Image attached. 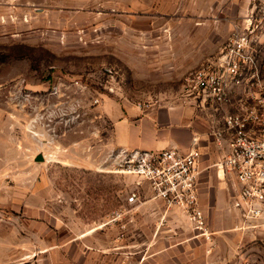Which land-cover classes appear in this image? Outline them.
Masks as SVG:
<instances>
[{
	"label": "rangeland",
	"instance_id": "rangeland-1",
	"mask_svg": "<svg viewBox=\"0 0 264 264\" xmlns=\"http://www.w3.org/2000/svg\"><path fill=\"white\" fill-rule=\"evenodd\" d=\"M235 33L264 69V0H0V264H60L92 229L140 243L124 264H264V234L236 215L211 219L210 239L182 216L151 234L127 198L152 191L112 137V109L183 101L185 77Z\"/></svg>",
	"mask_w": 264,
	"mask_h": 264
},
{
	"label": "built area",
	"instance_id": "built-area-1",
	"mask_svg": "<svg viewBox=\"0 0 264 264\" xmlns=\"http://www.w3.org/2000/svg\"><path fill=\"white\" fill-rule=\"evenodd\" d=\"M182 92L184 102L212 116L207 138L222 155L208 168L231 183L235 229L264 234V69L248 35H232L215 61L185 77ZM192 141L187 152L120 148L117 158L167 209L177 210L198 235L210 239L213 232L200 203L201 135ZM127 199L137 205L139 192L133 190ZM121 216L118 211L110 221Z\"/></svg>",
	"mask_w": 264,
	"mask_h": 264
},
{
	"label": "crops",
	"instance_id": "crops-1",
	"mask_svg": "<svg viewBox=\"0 0 264 264\" xmlns=\"http://www.w3.org/2000/svg\"><path fill=\"white\" fill-rule=\"evenodd\" d=\"M152 106L145 108L140 103L126 104L125 108L117 107L111 110L115 147L129 150L178 148L182 152H187L193 147V137L200 134L202 141L199 147L202 151L203 168L199 180L201 206L210 225L211 219L223 215L227 219L225 225L231 226L236 215L231 203V183L224 180L215 167L208 168L222 155V151L207 138L206 133L211 125L212 116L184 101L165 100ZM136 206L140 210L148 211L151 234L162 235L167 230L175 231V222L181 214L177 210L167 209L163 200L151 193L140 199ZM141 226L132 230L131 235H139L141 230H144ZM94 230L64 244L69 253L67 256L62 255L60 264H124L127 260L133 259L135 254L126 259L125 252L126 250L135 252L133 249L138 248L140 243L125 244L124 237L127 232H119L116 238L108 241L103 237L100 240L95 238L97 230ZM150 249L154 252L159 251L154 245H150ZM161 251L163 250L159 252Z\"/></svg>",
	"mask_w": 264,
	"mask_h": 264
},
{
	"label": "water",
	"instance_id": "water-1",
	"mask_svg": "<svg viewBox=\"0 0 264 264\" xmlns=\"http://www.w3.org/2000/svg\"><path fill=\"white\" fill-rule=\"evenodd\" d=\"M44 160H45V157L42 154L36 157V161H44Z\"/></svg>",
	"mask_w": 264,
	"mask_h": 264
}]
</instances>
